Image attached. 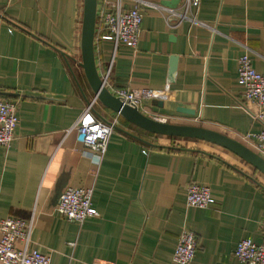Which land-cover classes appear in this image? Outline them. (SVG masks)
I'll return each instance as SVG.
<instances>
[{
    "label": "crops",
    "instance_id": "1",
    "mask_svg": "<svg viewBox=\"0 0 264 264\" xmlns=\"http://www.w3.org/2000/svg\"><path fill=\"white\" fill-rule=\"evenodd\" d=\"M163 1L121 0L143 13L137 49L102 40L97 19L96 64L102 77L110 69L107 87L169 84L163 107L146 102L148 115L204 126L257 152L246 136L264 126L248 109L237 68L248 50L264 73V0H203L195 21L174 26L157 8L171 7ZM83 13L84 0H0V97L17 104L19 118L11 146L0 147V222L34 216L29 247L52 264H178L184 228L199 243L190 264H244L238 242L264 241V174L242 158L202 140L149 133L99 100L94 114L118 118V126L100 162L85 152L75 124L96 96L80 65ZM192 183L209 186L217 203L188 206ZM69 187L93 188L98 216L79 224L60 214Z\"/></svg>",
    "mask_w": 264,
    "mask_h": 264
},
{
    "label": "built area",
    "instance_id": "2",
    "mask_svg": "<svg viewBox=\"0 0 264 264\" xmlns=\"http://www.w3.org/2000/svg\"><path fill=\"white\" fill-rule=\"evenodd\" d=\"M203 0H183L180 8L158 5L164 12L170 25L185 20L195 21L197 11ZM100 26H105L102 40L112 41L116 47L120 44L137 49L142 30L143 13L140 5L125 9L121 0H104L103 7L97 14ZM110 69L103 75L107 86ZM237 81L244 89V97L253 117L264 126V73L257 71L253 58L246 50L238 58ZM115 96L131 107L144 111L146 102L165 101L170 98V85L163 89L112 87L109 89ZM97 96L85 107L75 124L79 135L84 134L82 143L88 155L100 162L106 153L112 133L118 126V118L104 120L94 114ZM151 117L168 122L165 117L154 114ZM19 118L17 104L0 97V147L9 148L15 139V131ZM257 140V153L264 157V127L256 134L247 135ZM93 188L69 187L60 196L57 211L67 219L82 224L88 217L98 216L93 205ZM186 201L190 207L210 208L217 203L212 190L207 185L192 183L187 189ZM35 224L34 216L26 221L19 217H7L0 222V262L3 264H52L49 254L39 249L30 248ZM23 247L19 248L18 243ZM199 243L196 234L184 228L174 251V261L178 264H190L196 257ZM235 256L244 264H264V241L256 243L250 238L240 240L236 246Z\"/></svg>",
    "mask_w": 264,
    "mask_h": 264
},
{
    "label": "water",
    "instance_id": "3",
    "mask_svg": "<svg viewBox=\"0 0 264 264\" xmlns=\"http://www.w3.org/2000/svg\"><path fill=\"white\" fill-rule=\"evenodd\" d=\"M178 0H166L163 4L175 7ZM98 0H84V13L81 36V67L84 69L87 81L98 100L108 109L121 115L128 122L154 135H164L177 138L202 140L227 149L264 174V157L226 134L204 126L162 122L145 114L138 108L124 104L106 86L100 75L95 57V35L97 27ZM178 66V56H172L170 61L169 80L172 81ZM5 94V93H1ZM154 106L163 107L164 102L153 101ZM179 112L194 114V110L181 107ZM84 134L79 135L83 141Z\"/></svg>",
    "mask_w": 264,
    "mask_h": 264
},
{
    "label": "rangeland",
    "instance_id": "4",
    "mask_svg": "<svg viewBox=\"0 0 264 264\" xmlns=\"http://www.w3.org/2000/svg\"><path fill=\"white\" fill-rule=\"evenodd\" d=\"M145 109L150 111V107H148L147 105H146ZM260 174H261V173H260ZM263 176H264V175H263Z\"/></svg>",
    "mask_w": 264,
    "mask_h": 264
},
{
    "label": "trees",
    "instance_id": "5",
    "mask_svg": "<svg viewBox=\"0 0 264 264\" xmlns=\"http://www.w3.org/2000/svg\"><path fill=\"white\" fill-rule=\"evenodd\" d=\"M172 138H177V137H172Z\"/></svg>",
    "mask_w": 264,
    "mask_h": 264
}]
</instances>
